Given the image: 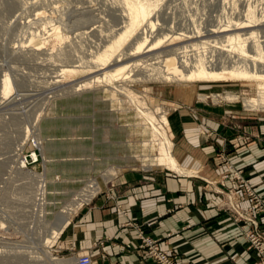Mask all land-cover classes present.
<instances>
[{
    "label": "rangeland",
    "instance_id": "1",
    "mask_svg": "<svg viewBox=\"0 0 264 264\" xmlns=\"http://www.w3.org/2000/svg\"><path fill=\"white\" fill-rule=\"evenodd\" d=\"M154 3L149 14L157 23L153 34L160 28L159 32L168 36L156 50L143 55L151 57L154 52L207 40L202 51L205 60H210L213 65L233 63L232 43L226 41L224 32L219 30L228 21H240L249 11L257 18L254 29H257V41L264 53V0H158ZM121 15L118 0H0V81L2 75L8 73L13 84L11 96L24 93L17 99L2 100L0 97V264H30L29 256L33 259L34 253L39 252L36 246L45 242L46 233L59 222L58 211L90 179L98 181V194L122 175L173 173L163 166L152 165L164 148V138L157 129H164L172 150L174 141L168 128L169 118L180 109L185 108L194 115L203 109L223 121L233 115L264 120V110L247 108L241 101L242 97L255 95L254 85L235 79L196 81L190 86L185 82L158 81L152 77L134 81L130 78L135 75H130L115 81L118 85L123 83L125 89L122 92L120 89L119 92L112 91V87L102 83L75 93L61 94L57 91L59 88L93 74L76 68L59 83L43 86L58 68L74 64L73 61L87 58L99 50L122 25ZM51 24L58 25L66 36L62 41L49 30ZM194 31L200 33V37L188 41L172 38L176 33L171 32L192 34ZM130 40L131 37L122 47ZM177 51L181 55L182 52ZM185 53L192 59L196 49L187 47ZM242 61L238 59L237 62L241 64ZM137 72L147 74L146 70L137 67L130 73ZM32 88L34 91L28 90ZM227 94L236 98H227ZM198 102L201 105L195 106ZM148 111L151 120L147 119ZM159 111H165L166 124ZM34 113L36 117L40 115L38 134L43 139L42 149L34 147L32 138L25 136L35 118ZM199 133L205 139L216 135L202 125ZM250 140L251 135L246 132H238L229 140L223 137L215 155L224 170L215 179L203 180L219 197L217 208L230 213L232 220L240 223L250 264H257L259 256L246 236L247 230H253L254 225L238 218L235 209L249 215L250 207L257 201V210L254 209L250 216L258 222L257 230L264 231V198L243 177L241 170L234 167L226 151L228 146L237 148L249 144ZM263 142L264 137L257 135V145ZM33 151L36 158H31ZM16 155L27 168L38 172L45 170V217L32 211V203L29 205L26 201L25 196L31 190L30 180L18 170ZM112 166H119L122 171L104 181L102 173ZM189 171L191 175L197 174V170ZM117 209L122 211L119 206ZM60 235L49 247L53 257L71 259L84 255L78 254L73 247L63 248ZM38 252L36 256H40Z\"/></svg>",
    "mask_w": 264,
    "mask_h": 264
},
{
    "label": "crops",
    "instance_id": "2",
    "mask_svg": "<svg viewBox=\"0 0 264 264\" xmlns=\"http://www.w3.org/2000/svg\"><path fill=\"white\" fill-rule=\"evenodd\" d=\"M202 110L194 115L180 109L168 127L174 158L182 168L197 170L196 175L152 172L116 178L71 215L60 233L63 248L89 253L92 264H150L139 248L142 231L173 253L176 264H250L240 223L217 208L219 197L203 179H215L224 170L215 155L222 138L246 132L249 144L226 151L264 198V142L257 145V135L264 137V120L233 115L223 121ZM201 125L215 137L205 139Z\"/></svg>",
    "mask_w": 264,
    "mask_h": 264
},
{
    "label": "bare ground",
    "instance_id": "3",
    "mask_svg": "<svg viewBox=\"0 0 264 264\" xmlns=\"http://www.w3.org/2000/svg\"><path fill=\"white\" fill-rule=\"evenodd\" d=\"M157 1L158 0H118L122 14L121 16L123 17L122 25L110 35L106 43L89 57L79 58L77 59L78 61H73L74 64H68L65 65L67 67L58 68V72H56L54 76L50 77L44 83L42 81L40 82L43 83V86L46 84L55 85L62 81L69 72L74 71L76 68H83L90 73L92 71L93 74L90 76L86 75L85 78L70 83L68 86H61L62 88L57 90L60 91L61 94L69 92L75 93L82 89L97 86L99 84L101 85L102 83L104 86L107 85L112 87V91H118V89H120V92H122L123 89H125V87L122 86L123 83L118 85L115 81L117 79L129 78L130 75H135L130 78L134 81H144L147 77H152L158 81L185 82V84L190 86H193V83L196 81L235 79L246 81L248 84H253L256 89L254 96L242 97L241 101L244 106L250 109L264 110V53L257 41V29H254V26L257 25V18H255L249 11L240 21H228L229 23L219 30L220 32H224L223 35L225 36L226 41L232 43L230 45V50L232 52V58H234L232 61L233 63L227 65H213L210 60H205L202 55V51L204 44L208 42L207 40H200L202 42L192 41L185 43L164 51L154 52L151 54V57H148V55L143 54L156 50L168 36V34L163 31L159 32L160 28H158V31L153 34V31L157 28V23L155 22V19H151L149 14L152 7L155 5L154 2ZM44 25L45 24H42L41 26L43 27ZM49 30L53 32L55 37L61 39V41L66 37L60 31L58 25L51 24V29ZM31 33H29V35ZM171 33H176L175 36L172 37L173 39L180 38L184 41L193 40L201 35L196 31L192 34L177 32ZM36 34L37 33H35L34 36ZM40 35L41 34H39V36ZM170 36H172V34ZM130 37L131 40L129 44L126 47H122L125 41H127ZM187 47L193 50L196 49V54L194 53L192 59L185 56ZM177 50L182 52L181 55L178 54ZM127 59L131 60L126 62L125 60ZM151 59H153V61H149ZM238 59L240 61L246 60V62L242 61L241 64H239L237 62ZM209 61L210 63L208 64ZM247 61H249V63H247ZM136 67L142 68L144 71L146 70L147 74L143 75V73L140 72L131 74L130 72ZM189 82L191 84H188ZM12 89V80L10 79L8 73H4L0 81V97L2 100L9 98L17 99L19 96L24 94L14 93V95L11 96L10 92ZM28 90L34 91L33 88ZM225 97L236 98L233 94H227ZM155 110H158V108ZM142 112L145 113L144 110H142ZM164 112L159 111V116L163 120V123L166 124L167 119ZM148 113L149 116L147 119L151 120L152 115L150 114V111H148ZM35 114L36 113H34V116ZM37 114H39V112ZM39 117L40 115H37V117L35 116V118H33V121L31 120L32 122H30V127L26 130V134L30 133V135L25 134V136L32 138V144L34 147L42 149V138L38 134ZM157 133L161 134L164 138V148L161 150L160 156L156 158V163L152 166H163L177 174L191 173V171L182 168L177 163L171 151V142L166 139V135L164 134L166 132L164 129H157ZM23 139H25V137ZM26 140L27 139H25V141ZM31 158H36L35 151H33ZM17 159L18 161H16ZM16 160L15 163H18V170H22L20 172H22L24 176L30 180L31 190H29L27 196H25L26 201H29V205L32 203V206L34 207L32 211H35L36 213L39 212V215L41 213L43 216L45 214L47 193V180L44 175L45 170L38 172L27 168L25 162L19 155H16ZM119 172H121V169L119 168H110L106 170L102 173L104 181L110 179ZM99 189L100 186L98 181L96 179H90L80 190L75 192L73 198H71V200L58 211L57 216L60 217V220L56 225L52 226V228L48 231V234L46 233L47 237L45 238V242L43 241L44 243L40 247L36 246L39 250V252H37L38 254L40 253V256H36L37 252L34 253V257L32 256L33 259H31V255L29 256L30 259H28V261L30 264H77L75 259L76 257L71 259L53 257V255L49 252V247L54 239L61 233L63 227L67 224L70 214L75 212L83 203L89 201L99 191ZM39 260L41 261L40 263Z\"/></svg>",
    "mask_w": 264,
    "mask_h": 264
},
{
    "label": "built area",
    "instance_id": "4",
    "mask_svg": "<svg viewBox=\"0 0 264 264\" xmlns=\"http://www.w3.org/2000/svg\"><path fill=\"white\" fill-rule=\"evenodd\" d=\"M244 185L246 184L244 183ZM255 202L257 205V201ZM256 205L250 207L251 213H249V215H243L244 213L242 214L241 212H238L237 209L233 208L236 210L235 212L237 213L238 218L246 220L254 225L253 230H247L246 236L250 247L256 252L257 256H259L257 264H264V231L257 230L258 222L253 216H250L252 215V212H254V209L257 210ZM122 212L124 211L122 210ZM138 237L140 238L139 247L144 249L147 260L150 264H176L175 255L163 250L156 239L150 238L142 231H138ZM73 257H76L77 264H92L91 256L87 254Z\"/></svg>",
    "mask_w": 264,
    "mask_h": 264
}]
</instances>
